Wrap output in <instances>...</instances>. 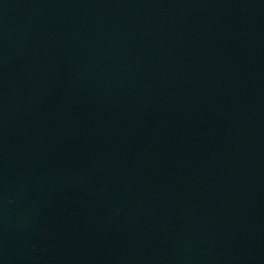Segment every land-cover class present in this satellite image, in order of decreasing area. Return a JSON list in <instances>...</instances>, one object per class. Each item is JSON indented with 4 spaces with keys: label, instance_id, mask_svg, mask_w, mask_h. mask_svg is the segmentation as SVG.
<instances>
[{
    "label": "water",
    "instance_id": "obj_1",
    "mask_svg": "<svg viewBox=\"0 0 264 264\" xmlns=\"http://www.w3.org/2000/svg\"><path fill=\"white\" fill-rule=\"evenodd\" d=\"M0 264H264V0H0Z\"/></svg>",
    "mask_w": 264,
    "mask_h": 264
}]
</instances>
